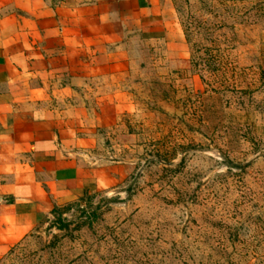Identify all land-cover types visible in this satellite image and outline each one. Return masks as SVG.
<instances>
[{"label": "rangeland", "instance_id": "374dc122", "mask_svg": "<svg viewBox=\"0 0 264 264\" xmlns=\"http://www.w3.org/2000/svg\"><path fill=\"white\" fill-rule=\"evenodd\" d=\"M169 1L181 54L109 19L40 42L45 105L106 182L0 264H264V0Z\"/></svg>", "mask_w": 264, "mask_h": 264}, {"label": "crops", "instance_id": "0c3cea01", "mask_svg": "<svg viewBox=\"0 0 264 264\" xmlns=\"http://www.w3.org/2000/svg\"><path fill=\"white\" fill-rule=\"evenodd\" d=\"M94 19L184 51L169 0H0V256L58 206L105 181L73 150L88 142V130L45 105L48 66L40 57L46 37L71 41L62 25Z\"/></svg>", "mask_w": 264, "mask_h": 264}]
</instances>
